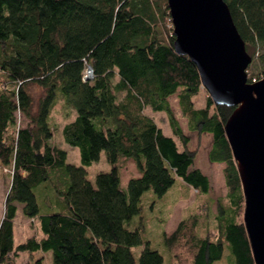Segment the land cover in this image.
<instances>
[{
	"label": "trees",
	"instance_id": "1",
	"mask_svg": "<svg viewBox=\"0 0 264 264\" xmlns=\"http://www.w3.org/2000/svg\"><path fill=\"white\" fill-rule=\"evenodd\" d=\"M223 1L246 49L264 46V0ZM170 22L167 0H0V166L10 179L0 264H15L21 254L28 264H43L48 252L52 264H163L141 235L145 213L179 182V199L194 191L205 204L170 235L162 230L171 261L214 264L227 251L226 264H254L242 187L224 132L234 108L215 106L209 97L196 107L200 77L187 56L175 53ZM259 60L264 68V53ZM86 66L93 78L83 81ZM30 85L43 92L36 109ZM173 95L187 130L211 135L209 162L224 166L226 202L216 201L214 227L207 212L211 182L194 168L196 152L188 150L189 137L171 110ZM56 102L74 113L60 130L64 143L78 149L80 166L68 164L67 151L53 143ZM149 111L166 114L174 138L162 133ZM101 153L110 171L98 173L92 184L86 168ZM120 160L132 161L136 170L125 189ZM149 192L154 202L143 203ZM18 207L39 238L16 243Z\"/></svg>",
	"mask_w": 264,
	"mask_h": 264
},
{
	"label": "water",
	"instance_id": "2",
	"mask_svg": "<svg viewBox=\"0 0 264 264\" xmlns=\"http://www.w3.org/2000/svg\"><path fill=\"white\" fill-rule=\"evenodd\" d=\"M167 6L175 53L196 66L215 106L234 108L224 132L242 187L254 264H264V79L248 83L252 57L223 0H167Z\"/></svg>",
	"mask_w": 264,
	"mask_h": 264
},
{
	"label": "rangeland",
	"instance_id": "3",
	"mask_svg": "<svg viewBox=\"0 0 264 264\" xmlns=\"http://www.w3.org/2000/svg\"><path fill=\"white\" fill-rule=\"evenodd\" d=\"M168 28L171 29V32L173 31L171 22L168 23ZM247 53L252 57L251 64L247 67L246 73H247V79L249 81L250 76H254L255 79L258 80L263 78L264 75L262 74L264 71V68L262 66V63L259 60V56L264 53V46L258 45L256 48H248L246 49ZM254 77H252L251 82L255 83L257 80H254ZM117 78H115L114 81H116ZM255 81V82H253ZM29 93L32 98L33 102V109H36L38 101L40 97L42 96L43 92L40 88L30 85L29 86ZM118 97L121 98L122 94H118ZM208 97V93L201 88V92L199 96L194 98L195 105L197 108H202L206 104V98ZM169 104L171 106V110L174 113V117L178 121L180 127L183 129V132H186L189 136V149L196 152V158L194 160L195 166L203 169L210 178L211 182V190L209 192L208 198L212 202L210 205V208H203L207 209V212L211 216V227H214V221L213 216L216 215V201L218 199H222L224 202H226V188L224 184V177H223V165H213L209 162L207 157V150L210 145V137L206 136H198L194 132H189L186 127V120L183 119L180 116L179 108H178V102L176 99V95L171 96L169 99ZM149 115H152L155 123L157 126L162 130V133L167 137H173L171 128L169 127L167 116L164 112H156L151 113L148 112ZM74 117V113L67 109V111L62 107V105L59 103L57 105V102L54 105V109L51 114V125L55 131L54 134V141L58 147H61L62 149H65L67 151V163L73 166H80V157H79V151L76 148H71L67 146L62 137L61 127L71 121ZM17 120L20 123V126H24L26 124V120L23 119L21 115L17 116ZM120 167V179H121V188L125 189L127 185V181L130 177L134 176L136 174V170L134 168V165L132 161L130 160H120L119 162ZM88 173V180L94 184L95 176L98 173H107L110 171V167L105 161V156L103 153L100 155V159L97 162H94L91 164L90 167L86 168ZM179 182V181H177ZM10 184V179L8 174L3 172V169L0 166V217L2 218V206H3V200L4 197L8 191ZM179 183H176L173 189L166 194L162 200L157 199V205L154 210L150 211L148 210L147 213H145L147 216V223L144 232H142L143 239L150 242L151 249L156 250L163 258V264H175L174 260L171 261V256L166 248V246L162 242V230L166 232L168 235L171 233L180 221L189 215L198 213L200 208L205 204L203 202V198L198 196V194L194 191H191L189 193V196L186 199H179V197L182 195L179 193L181 190L179 189ZM35 195L37 197V201L40 207V211L42 213H45V205L44 200L41 198L40 195H38V192L35 191ZM152 198V193H147L144 197L142 202L143 203H150L152 204L154 202V199ZM161 200V201H160ZM55 210V208H53ZM51 211V210H48ZM49 213V212H48ZM210 227V228H211ZM14 230V236L16 243L22 242L30 237H36L39 238L40 234L38 231V228L36 225L31 224L29 222H26L25 218H23L21 215L16 219V223L13 227ZM142 248H139L136 250L135 257L138 258L139 252ZM228 255L227 251H224L222 259L218 263L214 264H226V256ZM38 255H35V258H38ZM30 263H32L30 261ZM29 263V264H30ZM15 264H28V256L27 254H21L16 259ZM43 264H52L51 259V253H45L43 254Z\"/></svg>",
	"mask_w": 264,
	"mask_h": 264
},
{
	"label": "crops",
	"instance_id": "4",
	"mask_svg": "<svg viewBox=\"0 0 264 264\" xmlns=\"http://www.w3.org/2000/svg\"><path fill=\"white\" fill-rule=\"evenodd\" d=\"M151 112V111H150ZM151 113H153V112H151ZM149 115V114H148ZM150 116H152V115H150ZM182 129V128H181ZM182 131H183V129H182ZM184 133V135H186V136H188V134L186 133V132H183ZM202 136H206V137H210V145H209V147H208V150H207V157H208V155H209V152H210V149H211V144H212V139H211V135H208V134H203ZM189 137V136H188ZM189 143H190V141H189ZM187 148H188V150H190V151H192L191 149H189V144H188V146H187ZM197 156V155H196ZM211 164H213V163H211ZM213 165H222V164H213ZM224 167V166H223ZM194 168L195 169H198V170H200L201 172H202V174H204L208 179H209V181H210V178H209V175L203 170V169H200V168H198V167H196L195 166V163H194ZM179 183H181V182H179ZM5 198V197H4ZM2 213H4V200H3V206H2ZM20 214H21V209L18 207V212H17V216H16V219L20 216ZM2 217H3V214H2ZM2 220V218L0 217V221ZM175 230V229H174ZM173 230V231H174ZM164 231V230H163ZM172 231V232H173ZM165 232V231H164ZM171 232V233H172ZM166 233V232H165ZM171 233H169L168 235H170Z\"/></svg>",
	"mask_w": 264,
	"mask_h": 264
},
{
	"label": "built area",
	"instance_id": "5",
	"mask_svg": "<svg viewBox=\"0 0 264 264\" xmlns=\"http://www.w3.org/2000/svg\"><path fill=\"white\" fill-rule=\"evenodd\" d=\"M92 78H93L92 69L89 66H86L84 74H83V81H88V80H91ZM253 82H255V81H253Z\"/></svg>",
	"mask_w": 264,
	"mask_h": 264
}]
</instances>
